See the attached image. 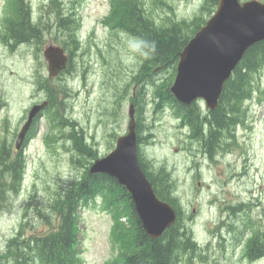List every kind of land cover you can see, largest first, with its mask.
I'll return each mask as SVG.
<instances>
[{
  "label": "rangeland",
  "instance_id": "rangeland-1",
  "mask_svg": "<svg viewBox=\"0 0 264 264\" xmlns=\"http://www.w3.org/2000/svg\"><path fill=\"white\" fill-rule=\"evenodd\" d=\"M28 1L44 34L34 43L13 45L4 38L10 0H0V152L5 155L8 150V156H13L22 151L26 157L22 188L15 192L3 186L0 191V259L10 257L6 255L8 242L19 231L24 230L28 237L53 227L47 218L55 222L58 218L52 207L54 197L86 169L77 161L75 155L80 153L66 135L58 130L51 131L52 136L47 134L48 90L38 85L40 72L49 87L68 89L58 93L65 113L97 150L98 157L90 159L89 167L115 148L119 135L127 133L134 104L136 120L145 125L141 133L147 136L139 148L142 161L151 172L164 167L175 180L172 189L182 215L201 246L189 264H264V256H250L253 247L264 251V95L258 91L247 102L245 121L237 125L232 144L225 146L223 133L221 146L211 157L204 151V140L194 138L176 114L171 91L174 79H170L175 67H156L147 81L139 76L145 55L139 38L118 24L121 5L114 13V0ZM143 2L160 26L182 20L191 23L213 14L204 10V0ZM59 13L77 21V50L62 45L65 35L59 28ZM51 45L64 47L69 55L67 68L54 77H50L44 55ZM257 81V89L263 93L264 71ZM44 102L47 104L34 121V136L16 150L17 135L32 106ZM198 103L206 109L203 102ZM5 178L7 182L8 175ZM3 181L4 177L0 184ZM100 205L91 203L79 211L84 264H113L118 256L112 215ZM256 235L262 240L254 246Z\"/></svg>",
  "mask_w": 264,
  "mask_h": 264
},
{
  "label": "trees",
  "instance_id": "trees-1",
  "mask_svg": "<svg viewBox=\"0 0 264 264\" xmlns=\"http://www.w3.org/2000/svg\"><path fill=\"white\" fill-rule=\"evenodd\" d=\"M205 2L207 3L203 8L207 14L214 12L218 0H206ZM119 5L122 8L118 24L139 38L145 55L139 76L147 81L152 77V71L156 67H166L172 64L175 71L170 79L173 80L181 52L208 17L192 19L191 23L187 20L164 22L160 26L146 9L143 0H114V13ZM9 10L11 13L5 21L4 38L13 45H21L34 43L42 37L44 27L32 16L31 4L28 0H10ZM58 18L59 28L65 35L62 45L71 51L77 50L80 45L77 21L72 20L70 15L61 13ZM262 71H264V40L250 47L245 53L232 77L226 82L219 105L213 111L202 110L198 102L184 105L173 98L172 103L176 106V114L183 119V123L188 124L194 138L199 137L204 140L202 141L204 151L208 152L209 156L215 155L221 146L220 137L223 133L227 140L225 146L232 144L231 141L236 136V125L238 122L245 121L247 102L255 93L260 92L264 95L262 90L257 89L259 85L257 75ZM37 82L41 88L48 90L49 106L46 111L50 131L47 133L48 136H52V132L56 133V130L66 135V138L71 140L72 144L74 143V147L80 153L75 155L77 161L86 165V169L83 175L64 189L63 196L61 194L54 197L52 207L57 211L58 218L56 222L54 219L47 218V223L53 227L49 231L31 233L28 237L25 236L24 230L19 231L18 235L8 242L6 255L10 257L0 259V263L84 264L79 248V211L91 203L100 205L99 200H101V208L108 211L113 218L112 238L118 249V256L113 264H181L183 261V263L190 262L194 254L200 253L201 246L195 239L190 225L184 219L178 196L172 189L175 180L166 173L165 168L163 167L159 172L149 171L140 155L142 167L152 182L156 194L160 199L174 205L178 215L174 225L169 227L161 237L151 238L143 226L126 187L107 174L90 173L87 164L92 162L90 159L98 157L97 150L87 141L83 130L65 113V103L60 102L58 93L60 91L67 93L66 86L62 90L61 86L57 89L49 87L46 77L40 72L37 74ZM169 85L168 83L167 92L171 98ZM33 125L29 137L35 134L36 128L35 124ZM143 127L145 128V125L137 120L138 143L140 144L147 138L141 133ZM222 148L226 147L222 146ZM8 153V150L5 155L0 152V179L4 177L3 183L0 184V191L3 190V186H8L12 189L11 191L18 192L22 188L26 157L22 151L13 156H8ZM5 175H8L7 182ZM125 218L129 225L123 220ZM21 229H24V226ZM261 240V235H256L253 245L255 246L256 242ZM258 251L261 249L255 250L253 247L250 254Z\"/></svg>",
  "mask_w": 264,
  "mask_h": 264
},
{
  "label": "water",
  "instance_id": "water-1",
  "mask_svg": "<svg viewBox=\"0 0 264 264\" xmlns=\"http://www.w3.org/2000/svg\"><path fill=\"white\" fill-rule=\"evenodd\" d=\"M263 40L264 1L219 0L213 15L180 54L176 79L171 87L175 98L185 105L203 99L208 108L215 109L226 82L245 53ZM44 55L49 64L50 77L66 68L68 56L63 47L51 45L44 50ZM46 104H36L30 110L18 135V148ZM90 172L108 174L128 189L151 238L161 237L176 222L175 207L157 196L141 166L133 103L128 132L118 137L116 147L109 154L94 162Z\"/></svg>",
  "mask_w": 264,
  "mask_h": 264
},
{
  "label": "bare ground",
  "instance_id": "bare-ground-1",
  "mask_svg": "<svg viewBox=\"0 0 264 264\" xmlns=\"http://www.w3.org/2000/svg\"><path fill=\"white\" fill-rule=\"evenodd\" d=\"M243 204V203H242ZM242 204H239V205H242ZM243 206V205H242ZM239 208V207H238ZM251 258H259L261 256H264V251L261 249V251H258L254 254H250Z\"/></svg>",
  "mask_w": 264,
  "mask_h": 264
},
{
  "label": "flooded vegetation",
  "instance_id": "flooded-vegetation-1",
  "mask_svg": "<svg viewBox=\"0 0 264 264\" xmlns=\"http://www.w3.org/2000/svg\"><path fill=\"white\" fill-rule=\"evenodd\" d=\"M205 1H206V0H204V2H205ZM215 109H216V108H215ZM211 111H213V110H211ZM238 124H239V122H238ZM236 127H237V125H236ZM236 127H235V128H236ZM250 236H251V235H250ZM254 241H255V237H254Z\"/></svg>",
  "mask_w": 264,
  "mask_h": 264
}]
</instances>
